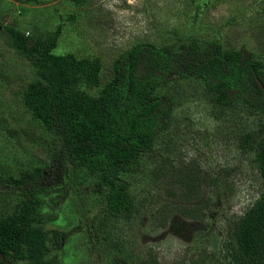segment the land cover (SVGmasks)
Masks as SVG:
<instances>
[{
  "label": "trees",
  "instance_id": "trees-1",
  "mask_svg": "<svg viewBox=\"0 0 264 264\" xmlns=\"http://www.w3.org/2000/svg\"><path fill=\"white\" fill-rule=\"evenodd\" d=\"M192 1L195 16L211 2ZM250 9L261 10L256 5ZM244 21L242 13L233 15L219 32ZM63 26L58 22L35 35L4 25L0 34L34 69L35 78L23 90L22 100L33 119L55 140L47 164L18 175L0 173L1 185L21 191L13 207L0 214V250L6 260L59 264L68 232L58 224L56 205L72 190L76 193V184H82L84 177L93 179L92 192L103 204L102 215L134 216L139 203L124 176L142 169V158L156 149L161 133L171 128L177 97L167 89L192 79L199 81L205 96L220 109L218 115L239 108L255 118L257 128L240 135L239 147L243 153L255 154L258 197L242 215L227 216L229 229L222 247L225 264H264V56L244 47L226 49L219 37L201 41L197 36L177 35L162 45L139 42L125 50L113 62L111 78L102 84L99 57L55 53ZM95 88H99L97 93L92 92ZM160 158L152 172L161 179L168 201L153 213L158 225L167 227L175 215L205 220L212 211L205 188L215 186L217 179L196 159L169 153ZM53 166L59 167L54 170L59 169L58 179L67 182L66 186L46 182L47 170ZM233 171L227 169L225 175L229 177ZM88 214L89 226L95 231L99 217L94 211L88 210ZM95 235L97 243L101 236L97 231ZM0 264L6 263L0 259ZM107 264H119V260Z\"/></svg>",
  "mask_w": 264,
  "mask_h": 264
},
{
  "label": "rangeland",
  "instance_id": "rangeland-1",
  "mask_svg": "<svg viewBox=\"0 0 264 264\" xmlns=\"http://www.w3.org/2000/svg\"><path fill=\"white\" fill-rule=\"evenodd\" d=\"M35 1L0 0L1 24L37 35L63 22L55 53L99 57L102 84L111 78L112 64L125 50L139 42L162 45L177 35L197 36L201 41L219 37L226 49L244 47L264 56V0H211L198 16L192 0ZM254 5L261 10H251ZM241 13L246 21L219 32L229 17ZM34 78L30 63L0 38V173L18 175L50 161L53 135L33 119L22 100L23 90ZM199 85L189 79L167 89L177 97L171 128L161 133L156 149L142 158V169L124 176L139 203L134 216L102 215L103 204L92 192L93 179L85 177L82 184H76V193L72 190L56 205L58 224L68 232L59 264H107L113 260L119 264H225L222 243L229 229L227 216L242 215L259 193L255 154L243 153L239 147L240 135L257 125L253 116L239 108L218 115L220 109ZM167 153L196 159L217 179L215 186L205 188L212 209L205 220L175 215L167 227L158 225L153 213L168 198L152 170L160 163V155ZM57 168L47 170L46 182L66 186L67 182L58 179ZM230 168L234 171L228 177L225 172ZM19 197L20 190L0 184V214L7 213ZM88 210L99 217L95 231L101 239L97 243Z\"/></svg>",
  "mask_w": 264,
  "mask_h": 264
},
{
  "label": "water",
  "instance_id": "water-1",
  "mask_svg": "<svg viewBox=\"0 0 264 264\" xmlns=\"http://www.w3.org/2000/svg\"><path fill=\"white\" fill-rule=\"evenodd\" d=\"M2 29H3V25L0 24V32H1ZM261 84H262V82H261ZM262 87L264 89V85L263 84H262ZM0 259H1V261L5 262L6 264H12L9 260H6L5 256L1 252V250H0Z\"/></svg>",
  "mask_w": 264,
  "mask_h": 264
}]
</instances>
